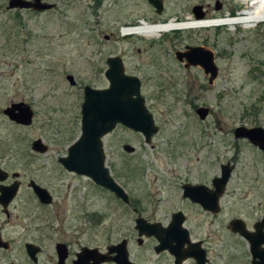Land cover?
Segmentation results:
<instances>
[{"label":"rangeland","instance_id":"374dc122","mask_svg":"<svg viewBox=\"0 0 264 264\" xmlns=\"http://www.w3.org/2000/svg\"><path fill=\"white\" fill-rule=\"evenodd\" d=\"M44 1L55 4V9L36 15L21 11L16 16L6 10L8 0H0V161L8 172H18L24 179L10 221L5 223L0 212L3 237L13 241V250L0 255V264H28L25 242L42 246L39 264H51L52 243L72 237L100 250L126 238L130 259L152 264L153 255L136 244L133 226L139 216L167 221V205L155 210L158 200L173 195L163 179L178 174L191 182L204 180L202 175L209 180L220 162L233 158L237 142L232 128L254 122L246 114L259 109L258 119L264 126V23L177 30L157 38L122 37L120 28L138 26L139 20L149 25L167 24L173 18L177 23L188 22L186 17L196 5L206 11L205 20L224 14L235 17L246 5L237 0H164V11L157 16L146 0H101L99 5L93 0ZM216 4H221L219 10ZM188 45L214 53L218 76L212 85L198 69L186 72L175 60L173 51ZM108 57L121 58L124 73L140 79L141 94L159 127L149 146L121 127L104 139L112 178L142 205V212L136 214L89 181L60 171L53 162L79 136L82 89L107 86L103 71ZM67 75L72 76L73 86L66 81ZM20 101L34 112L29 127L12 125L2 114L10 103ZM194 106L209 109L205 121L195 116ZM179 136L184 138L180 145ZM36 139L52 153L22 155ZM124 143L137 148L133 156L122 153ZM238 143V163L224 193L221 216L214 221L222 222L224 228L234 217L250 226L264 207V159L247 144ZM7 144L13 150L10 155L4 154ZM176 144L181 147L177 149ZM46 167L54 172L46 176ZM27 180L44 187L59 185L64 191L67 186L76 189L63 204L64 193L56 192L59 204L44 210L30 196ZM186 214L193 236L211 244L213 264H248L242 241L229 237L224 229L219 238L218 228L205 223L210 218L205 221L192 209Z\"/></svg>","mask_w":264,"mask_h":264},{"label":"flooded vegetation","instance_id":"af4514ba","mask_svg":"<svg viewBox=\"0 0 264 264\" xmlns=\"http://www.w3.org/2000/svg\"><path fill=\"white\" fill-rule=\"evenodd\" d=\"M27 1H31V0H27ZM93 1H94L95 5L101 4V0H93ZM146 2H147V0H146ZM45 3H47V2H45ZM49 4H51V3H49ZM51 5L54 6L51 10H47V11H43V12H36L32 9L7 10V8H6V10L16 12V14H15L16 16H18L19 15L18 13L21 11L31 12V13L36 15V14H41L44 12H50V11L54 10L56 5L55 4H51ZM162 5H163V11H164V0H162ZM196 6L201 7V12L204 14V17H203V19H204L206 14H207L206 11L204 10V8L201 5H196ZM215 8L217 10H219L221 8V4L220 5L216 4ZM152 11L157 16H159L163 13V11H162L161 14H156L154 8H152ZM191 14H192V9H191ZM226 15L228 17H230L232 14L231 15L230 14H224V15H222V17L226 16ZM189 18L192 19L193 16L191 15ZM173 19H176V21H177V18H173ZM138 22L146 23L144 20H139ZM19 23H20V21H19ZM218 28H220V27H218ZM231 29H233V28H231ZM231 29H229L228 31H231ZM105 40H108V38H105ZM195 47L196 48H202L204 50H208L213 54V62H214V65L216 67V75L212 79L211 82H209L211 75L205 74L204 70L200 66L188 65L185 60L180 62L177 60V58L175 56L176 52L184 53V52H186L187 48H195ZM173 56L184 71L189 72L191 69H198L202 73L205 80H207L208 85H212L213 82L217 79L218 67H217L216 62H215L214 53L211 50H209L203 46H199V45H196V46L188 45V46H184V48L182 50H174ZM109 58L110 57L105 59V62H104L105 66H106V61ZM121 61H122V59H121ZM122 65H123V62H122ZM263 65H264V63H263ZM106 69H107V66H106L105 70L103 71V76L105 74ZM66 77H65V79H66ZM104 78H105V76H104ZM137 79L140 82V96L143 99L144 106L147 109L148 113L151 115L154 126L156 128L155 134L151 136L149 143H145V139L142 136V134H140L138 132H134V131L126 128V127L117 125L114 127V129L110 133L106 134L101 140L102 152H103V156H104V167H105V169H107L108 174L111 177V179L115 182V184L118 187H120L123 190V192L127 196V202H123V201L117 199L111 192H109L108 190H105L104 188H102L99 185H96L91 179L84 177V176L77 175L75 173L68 172L67 170H65L62 167V165L59 163V160L62 158H65L67 156L68 149L71 145L66 148L65 153L58 154L57 157L55 158V161L52 158L55 166H57V169L59 168L60 171H64L66 174H68L70 176L83 178V179L89 181V183H91L93 187L101 190L102 192L108 193L109 195L113 196L114 199H116L120 204H122L124 207L129 208L135 214L142 212V210H143L142 205H141L139 200L130 199V196L126 192V190L124 188H122L112 178V176L110 174V170L106 165L107 153H106V150L104 147V139L107 138L108 136H110L117 127H121L123 129L127 130L132 135H134V137H137L138 139L142 140L144 145H148V146L151 143L152 138L154 136L158 135L159 127L155 124L154 116L146 106V99L141 94V81L139 78H137ZM105 80H106V78H105ZM106 82H107V80H106ZM107 87H108V82H107V86H105L103 88H100V89L92 88V87H90V88L103 90V89H106ZM82 94H83V89H82ZM262 101H264V95L262 96ZM82 102H83V100H82ZM18 104H23V105L28 106L30 108V110L32 112V121H31V124H32L33 118H34V112H33L32 108L30 107V105H28L22 101L16 102V103H10L9 106H7L6 108H4L2 110L3 116L12 125H15L18 127H24V128L31 126V124L29 126H23V125L17 124L14 121L9 120V118L7 116H5V114H4L5 109L11 107L12 105H18ZM193 108H194V114L198 118L199 121L203 122L207 119V117L209 115V109L208 108L202 107V106H194ZM200 108L207 110V114L204 117V119H200L198 114L196 113V111ZM80 109H81V106H80ZM258 110L259 109L253 108V110L249 114H246V116H248L249 118L252 117V119L254 120V122L252 124H242L240 126H236V127L232 128V130H231L232 137L237 142L236 145L233 147V149H234L233 158L230 157L225 163L220 162L218 164L216 173L212 177H210L209 180H205L206 175L205 176L202 175V179H204V180L191 182L188 179L186 180L184 177H182L181 175H178V174H174L170 177L167 176V178L163 179V182H166L167 187L173 192V195L169 199L158 200L156 202V209L155 210H158V209L164 207L165 205H167V209L170 213L167 221H165V222L147 221L146 219H144L143 217H140V216L135 218V220L138 218H141L144 221H146V223H148L150 225H158L161 229H167L171 224H173L174 226H178L177 223L181 220L180 228L182 229V231H175V232L171 233L172 234L171 237H172L173 241L171 240L172 242L170 244L171 245L170 248L172 251H174V253L172 251H171L172 253H170L167 249H162L159 251L161 244L159 242V239L156 238L155 236L154 237L153 236L146 237L145 234H143L142 236H139V232L135 229L136 224H135V220H134L133 228L135 231V242L139 248H147L149 250V254L153 255V258L151 261L152 264H175V261H176L175 256L176 255H182V254H184V252L190 253V251H192L193 254H198L199 252H203L204 253L203 264H213L212 255H211L212 254L211 244L208 243L203 238H200V239L195 238L193 236L191 230L187 226L188 216H187L186 212H187V210H190V209L195 211L197 214L202 215L204 217L205 221H206V218H210V220L208 222H205V223L208 224L209 227L214 226L215 229L218 228L217 231H218V235H219L218 237L219 238L222 236V230L224 229L229 237H232V238H235V239L242 241L245 244L247 254H248V261L246 263L252 264L253 261H255L256 263L259 262V260L257 258H254V256L252 255V253L250 251L249 242L241 234H239L238 231L235 232L232 230L231 223H233L235 221L242 222L243 226H244L242 228L244 230H246V232L248 234L253 235L255 237L258 235V233L264 234V227L261 228V230H259V232L256 230V225H258L264 219V207L262 208L261 216L250 226L247 225V223L239 217H234V218L230 219L228 221V223L225 224V228L222 226V222L217 223V224H215V222H214V221H216L215 220L216 217L220 218V216H221L222 208H223L222 201H223V197L225 195L224 193H225L226 187H227V185L231 179V175L235 171L236 165L238 163V157L241 153L240 152L241 150L238 146L239 145L238 142L247 144L251 148V151H255L257 153L258 157L262 156L264 159V151L262 148L259 147V145L253 144L248 138H236L235 137L236 130H238L240 128L247 130V131H251L253 137H255V139H258L259 143H262V147L264 148V126L261 124V122L258 119L259 113H260V111H258ZM15 113H18V111L16 110ZM257 132H258V137L255 135V134H257ZM79 134H80V132H79ZM183 139L184 138L182 136H179L178 139H176V142H179V145H180V143L183 141ZM38 140L40 143H38V145L34 146L35 142ZM179 145L176 144L177 149H179L181 147ZM13 146L15 147V143L13 144ZM6 147L7 148L5 149L4 154L10 155L11 153H13L12 148L10 146L8 147V144L6 145ZM136 150H137V148L134 147L133 145H130L129 143H124L121 145V151L124 155L133 156L134 153L136 152ZM50 153H52L51 149L48 148V146L46 144H44L40 139H36L28 145L27 151H25V153H21V154L30 158L34 154L47 156V155H50ZM173 156H174V152H173ZM175 159L178 160L180 158L177 155L175 157ZM5 165H6L5 163L0 161V177L3 178V181L0 182V190L1 191H3L4 189L8 190L14 185L17 186L16 193L12 197L11 200H8L7 198H3V202L6 204H3V202L1 204V202H0V212L6 218L5 223H7L10 221V213H12V211H13V209H12L13 208V202L18 198V196L20 194L24 179L18 172H12V173L8 172ZM224 169L230 170L229 171V178L227 180V183L225 185L224 190H222L220 192V194H217L219 187L221 185L220 180L222 178ZM44 171H45L46 176H48L51 171H52V173L54 172L52 170V168H49V167L44 168ZM187 176H189V174H187ZM31 184L38 186L39 188H41L42 190H44L48 194V196L50 198L49 203L43 204L38 200L37 196L33 193ZM26 187H27V190H29L30 196L32 197V199L38 204V206L40 208H42L44 210L46 208H51L52 206L57 205V202L59 201V199H58V197L55 196L56 192L60 191V192L64 193V195H63L64 199L61 202V204H63V203H67V200L70 201V195H68V194L70 192H74L72 190L76 189L75 187H73L70 190L71 187L67 186L68 191H64V190L58 188L59 185L58 186L54 185L53 188L49 187V186L44 187V186L34 182L33 180H27ZM86 194H88V193H86ZM0 196H1V192H0ZM82 198H83L82 203L84 204L86 200H85V197H82ZM58 204H59V202H58ZM214 204H215V207H214ZM211 209H214L216 211L213 212ZM61 210L64 211L65 208L61 207ZM96 220H97L96 223H98L99 218ZM5 223H0V255H5V254H7L13 250V241L4 238L3 234H2ZM203 223L204 222H201V225ZM89 224L94 226V223H89ZM183 230L185 231V233L183 232ZM75 234H79V233L77 231H75ZM257 238L262 239L263 237L261 235L260 236L258 235ZM122 243L125 244V248H126V252H127V256H128V261L132 264H139L135 260L130 259V254H129V250H128L129 249V245H128L129 241L126 238H122L115 243H109V244H107V246L105 247L104 250H100L98 247L90 246L88 244H81L80 239H78L76 237H72L69 241L68 240H63V241L57 240V241L53 242L52 243V249H51V255L53 256V258H52V261H50V263L51 264H94V257L96 255H101L105 259V261L102 262L101 264H116L115 262L110 260L116 256V253L110 254L109 251L112 250L113 248H116L117 246H119ZM28 245H30L31 247L27 251ZM192 245H197V247L192 248ZM260 248L264 249V244H262L260 246ZM23 250H24L25 256L27 258L28 264H39L38 258L43 251L42 246H40L34 242H25L23 244ZM179 264H197V263L193 258L189 257V258L182 259Z\"/></svg>","mask_w":264,"mask_h":264},{"label":"water","instance_id":"95a60500","mask_svg":"<svg viewBox=\"0 0 264 264\" xmlns=\"http://www.w3.org/2000/svg\"><path fill=\"white\" fill-rule=\"evenodd\" d=\"M148 4L154 8L156 14H161L163 11L162 0H147ZM54 6L45 3L43 0H8L7 10L13 9H32L36 12H43L51 10ZM192 16L194 20H202L204 14L201 12L200 6L192 8ZM175 56L178 61L185 60L188 65L200 66L205 74H210L209 82L216 75V67L213 62V54L202 48H187L186 52H176ZM107 69L105 71V78L108 82V87L103 90L92 89L88 86L83 88V102L80 109V134L77 139L71 144L68 149L67 156L59 160L62 167L68 172L75 173L80 176L91 179L96 185L101 186L105 190L111 192L117 199L127 202V196L123 190L118 187L111 179L107 169L104 167V156L102 152V138L110 133L115 126L120 125L126 127L134 132L142 134L145 143H149L152 135L155 134L156 128L154 126L151 115L148 113L144 106V101L140 96V82L136 77L124 74V67L119 57H110L106 61ZM66 80L69 85H74L72 76H67ZM18 113H15V111ZM200 119H204L207 110L200 108L196 111ZM5 116L9 120L23 126H29L32 121V112L28 106L23 104L12 105L5 109ZM260 132V131H259ZM258 137V132L255 134ZM236 138H248L253 144L259 145L263 149L262 143L253 137L251 131L238 129L235 132ZM39 140L35 142L34 146L38 145ZM229 169H224L221 178V185L218 193L224 190L227 180L229 178ZM3 178L0 177V182ZM33 193L37 196L38 200L43 203H49L48 194L38 186L31 184ZM17 186L14 185L8 190L1 192L0 202L2 204L3 198L11 200L15 195ZM3 204H6L3 202ZM215 207V204H214ZM213 212L216 211L211 209ZM178 226L171 224L167 229H161L158 225H150L141 218L135 220V229L139 232V236L145 234L146 237L155 236L159 239L161 244L160 250L167 249L170 253L171 250L172 232L182 231ZM232 230L238 231L250 244V251L254 258L259 262L253 261L252 264H264V249L260 246L264 244V234L258 233L263 238L250 235L242 227L243 223L235 221L231 223ZM264 227V219L258 225L256 230L259 232ZM181 229V230H180ZM185 233V231L183 230ZM172 240V241H171ZM31 246H27V251ZM197 247V245H192ZM172 251V252H171ZM110 254L116 253L112 260L116 264H132L128 261V256L125 244L122 243L116 248L109 251ZM203 252L193 254L192 251L184 252L182 255H176L175 264H179L182 259L193 258L197 264H203ZM105 259L101 255L94 257V264H101Z\"/></svg>","mask_w":264,"mask_h":264},{"label":"bare ground","instance_id":"6f19581e","mask_svg":"<svg viewBox=\"0 0 264 264\" xmlns=\"http://www.w3.org/2000/svg\"><path fill=\"white\" fill-rule=\"evenodd\" d=\"M242 4L248 2V0H237ZM251 4L254 9L244 10L242 14L238 17L218 19V20H195L188 21L184 23H167V24H152V25H143L140 27H135L129 30H126L123 34L129 35H138L146 38H157L163 33H168L171 31L177 30H189V29H200V28H210L216 27L219 25H242L244 28L251 26L253 22H258L264 20V14L259 13L258 11L264 8V0H251Z\"/></svg>","mask_w":264,"mask_h":264},{"label":"built area","instance_id":"2783aa9c","mask_svg":"<svg viewBox=\"0 0 264 264\" xmlns=\"http://www.w3.org/2000/svg\"><path fill=\"white\" fill-rule=\"evenodd\" d=\"M251 9H254L253 8V5L251 4V0H248V3H246V10H251ZM259 13H262V14H264V8H262L261 10H259L258 11ZM243 13V11L242 12H240V13H237L236 14V16L235 17H238V16H240V14H242ZM228 19V18H233V17H228L227 15L226 16H223V17H221V18H213V19H209V20H218V19ZM186 19H189L190 21L192 20V19H190L189 17H186ZM175 23V22H177L176 21V19H170V20H168V22L167 23ZM139 23V25L138 26H134V27H121L120 28V33H121V36L122 37H126V36H130L128 33L127 34H123V33H125L126 32V30H129V29H132V28H135V27H140V26H143V25H149V24H147V23H144V22H138ZM261 23H264V20H261V21H258V22H253L252 24H251V26H254V25H256V24H261ZM224 26H227V25H219V26H216V27H210V28H218V27H224ZM238 26H241V27H243L242 25H233V26H227V27H230V28H233V29H235V27H238ZM250 27V26H249Z\"/></svg>","mask_w":264,"mask_h":264}]
</instances>
